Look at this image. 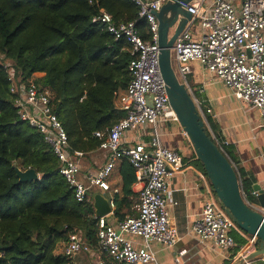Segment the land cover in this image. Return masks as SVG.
Wrapping results in <instances>:
<instances>
[{
    "label": "trees",
    "instance_id": "1",
    "mask_svg": "<svg viewBox=\"0 0 264 264\" xmlns=\"http://www.w3.org/2000/svg\"><path fill=\"white\" fill-rule=\"evenodd\" d=\"M101 11L116 24L132 22L143 40L150 39L148 23L132 0H0V264H74L62 250L76 230L96 249L98 220L91 200H76L51 146L19 118L5 65L17 80L33 79L50 91L52 112L70 153L98 150L124 117L117 99L130 82L132 59L124 40H114L103 25L92 22ZM205 131L211 136L207 127ZM213 140L235 166L230 148ZM13 166L34 169L40 180L19 182ZM116 168L119 187L112 217L124 220L138 205L135 174L126 159ZM235 170L244 199L257 205L253 176ZM234 240L235 255L246 241L239 236Z\"/></svg>",
    "mask_w": 264,
    "mask_h": 264
},
{
    "label": "built area",
    "instance_id": "2",
    "mask_svg": "<svg viewBox=\"0 0 264 264\" xmlns=\"http://www.w3.org/2000/svg\"><path fill=\"white\" fill-rule=\"evenodd\" d=\"M132 1L140 7L139 16L148 23L149 40L138 35L132 22L116 24L104 11L92 19L93 23L103 25L114 40H124L130 46L132 59L128 65L130 82L117 99V107L124 117L100 144L99 149L107 153L106 162L95 173L86 176V184L78 178L83 154L68 151L66 133L52 112L50 91L37 86L33 79L17 80L13 69L5 65L19 118L39 131L51 146L60 162L59 173L73 189L77 201L87 200L92 189L111 192L109 179L122 159L131 164L135 181L141 186L134 214L124 220L113 218L112 213L97 218L96 249L86 243L80 230L68 234L62 252L72 260L80 253L96 251L108 258L110 264H154L152 244L169 249L177 242L167 207L170 182L184 169V162L179 151L169 149L161 142L160 125L178 121L169 106L160 75L158 22L151 13L159 11L170 0ZM187 11L191 18L171 49V59L177 65L180 81L189 89L186 76L191 73V64L197 63L235 99L249 109L257 110L264 123V0H241L239 6L235 0H201L197 7ZM195 22H198L197 29L191 32ZM149 128L147 141L130 145L124 141L127 133ZM182 134L186 136L183 130ZM211 137L216 140L213 134ZM197 179L202 187V210L190 223L189 234L205 248L232 250L235 247L233 232L238 228L215 196L206 175L199 173ZM112 192L117 193L116 190ZM252 195L257 197L254 191ZM245 202L251 208L257 207L264 215L258 205ZM109 206L113 211V198L109 200ZM109 216L113 222L108 221ZM127 236L138 238L141 247H136ZM257 243L256 237L248 236L241 258L253 253ZM183 253L179 252L175 257L176 263ZM227 259L231 260L230 257ZM97 264H103V261L99 259ZM244 264L250 263L245 261Z\"/></svg>",
    "mask_w": 264,
    "mask_h": 264
},
{
    "label": "crops",
    "instance_id": "3",
    "mask_svg": "<svg viewBox=\"0 0 264 264\" xmlns=\"http://www.w3.org/2000/svg\"><path fill=\"white\" fill-rule=\"evenodd\" d=\"M191 67L190 81L187 80V82L198 111L201 113L200 108L204 111L206 127L211 134L215 133L214 136L230 148L236 168L251 174L255 180L254 184H258L264 191V123L259 117L258 111L249 110L245 103L235 99L223 84L197 63H192ZM214 83L222 86V92H215L211 88ZM240 103L244 109L248 110L243 111ZM150 130L149 128L140 129L134 133L129 132L124 141L127 145L133 142L147 141V134ZM160 130L162 144L169 149L179 151L183 156L184 169L177 172L170 182L167 207L171 224L176 231L177 242L173 248L169 249L152 244L150 249L155 255L154 264H238L242 256V247L247 244L246 235H239L246 243L236 250L234 255L233 250L222 251L205 248L189 234L190 223L202 210V187L198 185L199 180L197 179V174L202 171L195 163L192 147L187 137L182 134V128L178 123H165L160 125ZM106 157L107 153L100 149L83 155L78 178L86 184V176L95 173L106 162ZM109 184L112 191L118 190L117 168L109 179ZM140 189L141 186L135 182L133 191L138 195ZM112 191L105 193L92 189L89 193L92 205V194L100 192L109 201L115 195ZM108 221L113 222V219L109 216ZM127 238L136 247H141L142 243L138 238L131 236H127ZM236 245L235 242L234 249ZM179 252L184 253L176 263L174 260ZM228 257L231 260L227 259ZM99 259L103 261V264H110L108 258L100 256L96 251L92 254L80 253L73 262L74 264H97ZM233 260L235 263H232ZM249 263L264 264V255L249 261Z\"/></svg>",
    "mask_w": 264,
    "mask_h": 264
},
{
    "label": "water",
    "instance_id": "4",
    "mask_svg": "<svg viewBox=\"0 0 264 264\" xmlns=\"http://www.w3.org/2000/svg\"><path fill=\"white\" fill-rule=\"evenodd\" d=\"M200 1L170 0L163 4L159 11H151L158 22L159 71L165 84L169 106L192 147L195 159L201 164L215 196L236 227L258 240L257 250L238 261V264H244L245 261L249 262L264 255V215L245 202L241 194L240 178L233 163L206 133V126L199 114L195 99L180 81L172 65L173 43L191 18L187 9L197 7ZM13 168L21 183L40 180L39 174L34 169L21 171L15 166ZM252 190L257 193L259 209L263 210L264 191L258 184H254ZM92 198L96 218L112 213L109 201L100 192L92 194Z\"/></svg>",
    "mask_w": 264,
    "mask_h": 264
},
{
    "label": "rangeland",
    "instance_id": "5",
    "mask_svg": "<svg viewBox=\"0 0 264 264\" xmlns=\"http://www.w3.org/2000/svg\"><path fill=\"white\" fill-rule=\"evenodd\" d=\"M235 4H236V5H239V4H240V0H236ZM194 24H195V26L191 29V32H194V31L197 29L198 22H195ZM172 64H173V68H174V70H175V72H176V75L178 76V78H179L180 80H182V79L180 78L178 72H177V65H176V63H175L174 60H172ZM191 71H192V67H191ZM190 74H191V73H190ZM190 74L186 76V79L189 80V81H190ZM215 79H216V78H215ZM212 81H215V80L212 79ZM211 88H212L215 92H222V86L219 85V84H217V83H214L213 86H211ZM240 106H241V108L243 109V111H244V110H248L247 108L244 109V107H243V105H242L241 103H240ZM197 108H198V107H197ZM200 110H201V113H200V112H199V113H200L201 118L203 119V121H204V123H205V126H206V118H205L204 111H202L201 108H200ZM249 110H250V109H249ZM254 118L256 119L255 113H254ZM213 135H214V134H213ZM252 209H254V210H258L257 207L252 208ZM233 235H234V236L243 235V232H241L239 229H236V230H234ZM234 236H233V237H234ZM247 237H248V236H247Z\"/></svg>",
    "mask_w": 264,
    "mask_h": 264
}]
</instances>
